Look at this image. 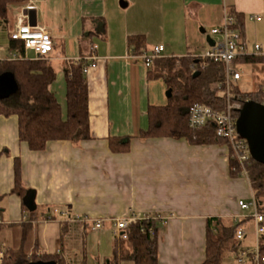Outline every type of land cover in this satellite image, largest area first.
<instances>
[{
    "label": "crops",
    "instance_id": "0c3cea01",
    "mask_svg": "<svg viewBox=\"0 0 264 264\" xmlns=\"http://www.w3.org/2000/svg\"><path fill=\"white\" fill-rule=\"evenodd\" d=\"M30 6V22L45 28L53 39L50 61L57 68L50 91L64 117L65 70L96 46L97 61L86 74L91 139L52 141L44 151L34 152L18 138L17 117L0 116V206L4 209L0 248L20 246L16 244L17 235L21 242L20 223L28 219L22 199L12 194L19 159L21 180L33 197L37 216L29 251L36 244L39 254H60L66 264H78L83 257L87 264H103L112 259L117 238L111 221L149 215L165 220L156 221L159 264H201L207 219L235 223L236 216L245 215L238 201L251 197L250 183L231 177L225 145L138 138L148 128L149 106H165L169 98L165 81L148 79V69L133 54L128 39L144 36L146 52L163 46L162 58L199 57L198 50L202 47L205 53L212 44L211 30L222 24L226 10H233L243 18V33L237 30L241 40L252 54L255 45L261 46L256 55L264 59V0L13 3L7 9V22H0V60L16 54L9 51L10 34L17 17ZM235 65L250 66L253 73L261 74L258 88L264 84V63ZM127 137H133L130 151L112 152L109 140ZM96 220L103 222L102 228L93 229L91 221ZM236 259L232 254L224 264H237Z\"/></svg>",
    "mask_w": 264,
    "mask_h": 264
},
{
    "label": "trees",
    "instance_id": "16d2710c",
    "mask_svg": "<svg viewBox=\"0 0 264 264\" xmlns=\"http://www.w3.org/2000/svg\"><path fill=\"white\" fill-rule=\"evenodd\" d=\"M31 0H0V22H7V9L13 3H26ZM229 13L235 18V28L243 33L242 15L233 10ZM85 34V33H84ZM92 36L87 34V37ZM128 43L133 47V54L141 56L147 51L146 40L142 35L130 36ZM9 51L16 53V60H0V75L12 73L18 85L17 92L5 100H0V116H16L18 120V138L34 152H42L49 142L67 141L78 143L91 139L89 88L86 74L83 72L86 61L70 64L65 70L66 81V115L50 86L56 80V71L51 61L24 60L23 44L11 40ZM83 58V57H82ZM235 63L263 64L258 56H244ZM148 79H163L172 95L165 106H149L148 128L138 136L141 140L151 138H170L186 140L191 145H226V140L216 135L213 125L200 129L189 126V112L195 104H202L214 110L226 108L225 68L223 63L213 62L200 57L185 56L181 58H158L148 68ZM234 96L240 97L244 104L252 100L261 103L264 99V84L254 92L243 93L235 84L232 85ZM133 137L111 138L109 146L114 153H128ZM1 155V153H0ZM249 180L260 211L264 212V164L251 158ZM15 186L12 194L23 201L27 220L20 223L21 242L18 248H7L1 264H29L31 262H53L66 264L60 254H39L37 245L29 251L33 220L37 218L36 210L26 206L28 191L21 180V164L15 160ZM240 168L236 160L230 159V175L240 178ZM3 196H0V202ZM4 209L0 206V229L3 227ZM254 222L250 217L237 223H226L221 218L207 219L205 235V259L201 264H224L226 254L238 256L242 249L236 239L238 229ZM127 239L116 238L112 259L103 264H121L124 261L134 264H159L158 236L159 227L155 220L137 221L125 232ZM248 250V249H246ZM248 264H253L254 253L249 252ZM260 263L264 264V236L259 240ZM87 264L83 257L80 263Z\"/></svg>",
    "mask_w": 264,
    "mask_h": 264
},
{
    "label": "built area",
    "instance_id": "2783aa9c",
    "mask_svg": "<svg viewBox=\"0 0 264 264\" xmlns=\"http://www.w3.org/2000/svg\"><path fill=\"white\" fill-rule=\"evenodd\" d=\"M33 7H27L16 19L13 31L10 34V38L13 41L23 44V56L24 60H46L50 61L52 57V51L54 49V43L50 32L45 28L35 26L30 22L28 10ZM211 36L214 38L211 46L202 55L199 56L202 59H207L217 63H223L225 68V91L224 97L226 99V108L224 110H214L211 107L195 104L189 112V126L192 129H200L207 125H213L216 129V135L220 139L226 140V145L229 149L230 159L236 160L242 178L249 181V165L251 164V154L249 151L248 143L237 132L236 121L239 116V112L243 107L240 97H236L232 91V85L240 80V74L234 68L235 60L240 57L257 56L261 52V46L255 45V54L249 51L247 45L241 40L240 34L235 28V18L226 10L223 17V22L220 26L211 30ZM96 46L92 47V53L86 58H80L77 62L83 60L87 64L83 68V72L87 74L90 67L95 66L97 57L95 56ZM164 51L163 46H156L150 52H144L141 56H138L144 62L145 67L148 69L152 66L153 61L158 58H162ZM28 52H33L34 59H29ZM19 57L14 54L10 57V60H16ZM264 105V99L260 103ZM251 185V184H250ZM238 205L241 211L248 212V215L236 216L235 223L241 219L250 217L254 222V233L256 239V247L250 250H241L237 256V264H248V253L253 252V264H261L259 258V240L264 236V212L260 211L255 199L254 192L251 188V197L247 200H239ZM144 220H161L164 223V219L159 217L152 218L149 215L117 218L112 220L113 231L116 237L121 239H127L125 232L128 227L136 223L137 221ZM103 222L100 220L91 221L93 229L102 228ZM246 237V231L244 228L238 229L236 233V239L238 242ZM5 248H0V264L4 257Z\"/></svg>",
    "mask_w": 264,
    "mask_h": 264
},
{
    "label": "water",
    "instance_id": "95a60500",
    "mask_svg": "<svg viewBox=\"0 0 264 264\" xmlns=\"http://www.w3.org/2000/svg\"><path fill=\"white\" fill-rule=\"evenodd\" d=\"M17 90L18 85L12 73L7 72L0 75V100L8 99ZM171 95V90H168L167 97L170 98ZM236 128L238 134L248 143L251 157L256 162L264 164V105L252 100L246 101L239 112ZM32 201V195H28L25 204L31 210L34 208ZM29 264L55 263L39 261Z\"/></svg>",
    "mask_w": 264,
    "mask_h": 264
},
{
    "label": "rangeland",
    "instance_id": "374dc122",
    "mask_svg": "<svg viewBox=\"0 0 264 264\" xmlns=\"http://www.w3.org/2000/svg\"><path fill=\"white\" fill-rule=\"evenodd\" d=\"M199 56L204 53L203 48L201 47L198 50ZM28 57L29 59H34V54L33 52H28ZM53 67L56 69L57 68V63L55 61L52 62ZM250 66H240V65H235V68L240 72L242 79L237 82V85L240 89L241 92L243 93H250L254 92L258 88V81L261 77V74H255L253 73L250 68ZM251 187V185H250ZM246 216L248 215V212L244 213ZM246 231V237L241 241L240 246L242 249H248L252 251L256 247V239H255V233H254V226L253 224L249 223L247 227L244 228ZM17 241L18 243L17 246L20 244V235H17ZM30 246H28L29 248ZM7 249V248H5ZM33 249V248H32ZM31 249V250H32ZM30 250V249H29ZM232 254L227 253L226 257H230Z\"/></svg>",
    "mask_w": 264,
    "mask_h": 264
}]
</instances>
